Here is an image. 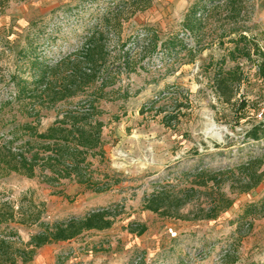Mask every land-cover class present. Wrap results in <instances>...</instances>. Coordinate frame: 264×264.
Wrapping results in <instances>:
<instances>
[{
    "label": "rangeland",
    "instance_id": "374dc122",
    "mask_svg": "<svg viewBox=\"0 0 264 264\" xmlns=\"http://www.w3.org/2000/svg\"><path fill=\"white\" fill-rule=\"evenodd\" d=\"M3 2L0 146L26 140L22 131L15 133V125L28 120L34 124L36 118L20 117V109L8 103L10 76L30 78L28 58L54 64L99 31L104 34L106 69L115 80L102 98L96 95L104 122V155L95 150L88 159L91 166L83 169L104 192L95 193L74 179L47 183L39 172L30 179L0 170V204L7 202L16 212L38 215L50 224L104 208L114 216L108 229L40 248L29 264H264V177L257 187L242 192L244 177L236 172L250 156L264 160V137L258 142L245 137L264 104V81L258 76L261 57L254 51L250 59L237 51L229 55L242 31L264 52L255 3L237 0L238 13L226 10V0H205L199 9L202 24L193 36L183 27L192 2L182 7L167 0ZM244 43L239 42V48ZM123 59H129L130 69L120 74L117 64ZM226 73H232L230 79L241 76V82L217 84ZM79 101L42 110L37 129L45 131L57 114ZM203 169L227 172L221 192L232 204L216 218L201 217L219 206L217 188L211 190V185L176 217L145 209L155 190L171 195L190 187ZM11 226L24 242L37 231L36 226ZM141 226L146 229L139 234Z\"/></svg>",
    "mask_w": 264,
    "mask_h": 264
},
{
    "label": "trees",
    "instance_id": "16d2710c",
    "mask_svg": "<svg viewBox=\"0 0 264 264\" xmlns=\"http://www.w3.org/2000/svg\"><path fill=\"white\" fill-rule=\"evenodd\" d=\"M9 1L0 0V3L7 5ZM249 1L254 2V0ZM204 2L205 0H194L185 14L183 27L193 36L202 24L203 18H199V9ZM237 4V0H226L225 8L229 12L239 13ZM218 8L220 7L215 9ZM232 33H237V30ZM243 33L244 31L240 32L239 39L234 40L235 50L229 55L233 56L237 51L240 57L250 59L252 51L258 53L261 57L258 76L264 81V52L253 44V39L247 38ZM103 37L102 32H93L78 51L54 64L42 62L36 57L28 58L30 78L15 73L10 76L12 94L8 103L20 109L18 114L22 118L29 119L35 115L34 124L36 125L29 120L15 125V133L22 131L28 137L26 140H21L19 144L10 140L0 146L1 171L16 173L30 179L36 177L39 172L47 183L74 179L76 183L85 185L87 189L95 193L106 190L100 186L98 180L94 181L92 176H87L86 171H83L85 167L91 166L88 159L96 155L95 150L99 151V155H104L101 138L104 122L100 119V98H96V95L102 98L105 89L112 87L115 83L106 69V46ZM239 42H245L243 47L239 48ZM194 50L198 52V48ZM235 59L234 57L233 60ZM117 69V73L120 74L128 72L129 59L118 61ZM100 72L105 74L98 78ZM231 75L232 73L219 75L217 84L227 87L232 83L231 81L241 82V76L230 79ZM97 91L99 94H96ZM221 96L224 97L225 93L222 92ZM75 98L80 99L75 108L57 114L55 122L45 131L40 132L37 129L41 121L39 114L42 110L56 109L57 104ZM229 100L230 97L225 98V102ZM245 137L253 142L260 141L264 137V122L257 121L253 124L246 130ZM263 166V156H250L246 162L237 166L236 172H239L245 181L242 192L258 186L264 177ZM226 173L203 169L189 182L190 187L175 189L170 192L171 195H167L163 189L155 190L146 201L145 209L163 216L176 217L179 209L193 200L194 195L204 194L205 190L201 189H207L211 185V190L217 188L219 206L213 214L201 217L214 219L219 212L232 204L231 200L221 192V185L227 182ZM230 174L234 175V171ZM252 208L257 209L255 206ZM261 208H264V200ZM211 211L212 209L208 213ZM20 213L7 202L0 204V226L5 227L3 234H0V264H29L40 248L73 240L86 231L108 229L113 224L114 217L110 209L104 208L89 212L81 218H71L50 224L41 221L38 215ZM12 224L36 226L37 231L30 235L27 242H24L18 229L12 227ZM145 229V226H141L138 233H144Z\"/></svg>",
    "mask_w": 264,
    "mask_h": 264
},
{
    "label": "crops",
    "instance_id": "0c3cea01",
    "mask_svg": "<svg viewBox=\"0 0 264 264\" xmlns=\"http://www.w3.org/2000/svg\"><path fill=\"white\" fill-rule=\"evenodd\" d=\"M167 1L177 2V5L179 7H182L184 5L186 6L189 5L193 0H167ZM254 3H255V18L260 23L264 36V0H254ZM187 10L185 12H187Z\"/></svg>",
    "mask_w": 264,
    "mask_h": 264
},
{
    "label": "built area",
    "instance_id": "2783aa9c",
    "mask_svg": "<svg viewBox=\"0 0 264 264\" xmlns=\"http://www.w3.org/2000/svg\"><path fill=\"white\" fill-rule=\"evenodd\" d=\"M256 119L258 122H264V104L262 105L260 110L257 112ZM170 232H171V230H170ZM173 235H175V234H173Z\"/></svg>",
    "mask_w": 264,
    "mask_h": 264
}]
</instances>
